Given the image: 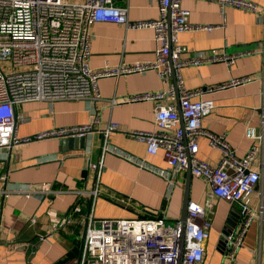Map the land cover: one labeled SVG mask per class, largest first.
Instances as JSON below:
<instances>
[{
	"label": "crops",
	"instance_id": "obj_1",
	"mask_svg": "<svg viewBox=\"0 0 264 264\" xmlns=\"http://www.w3.org/2000/svg\"><path fill=\"white\" fill-rule=\"evenodd\" d=\"M111 1L126 8L130 20H151L159 15L155 0ZM246 1L256 4L259 13L220 6L210 0H183L181 6L189 11V22L211 29L177 37V43L187 50L182 58L214 51L228 59L182 67L179 77L187 90H205L232 78L251 77L243 85L203 92L196 98L213 102L202 128L223 135L236 156H244L251 147L252 140L244 134L247 126L263 136L251 164L259 179L250 195L251 208L262 207V216L245 228L232 257L229 236L236 235L241 227L239 206L213 197L209 184L200 178L191 175L187 181L186 171L169 184L154 172H170L161 151L150 155L143 142L128 136L135 130L156 129L155 102H122L127 96L167 87L157 70H148L100 78L96 88L101 99L95 102L35 101L16 109V116L25 119L17 121L19 138L87 124L94 117L97 122L85 137L83 149L63 147L60 141L64 138H50L0 151V187L7 191L5 197H0V264H79L78 244L90 213L96 219L145 217L171 222L179 219L187 186L189 201L203 206L211 222L201 264H264V127L260 125L264 102V0ZM89 33L92 70L156 60L158 45L152 29L128 30L113 22H97ZM169 79L173 80L171 76ZM111 99L116 102L109 104ZM172 103L177 109V92ZM110 123L118 130L104 139L100 131ZM104 146L109 150L103 152ZM123 156L142 161L146 167L140 168ZM197 157L215 166L221 152L201 137ZM100 159L97 175L88 165ZM45 185L54 192L41 198L24 196V190ZM97 187L99 195L92 199L89 191ZM76 207L79 212L74 211ZM67 218L71 222L54 229L58 220Z\"/></svg>",
	"mask_w": 264,
	"mask_h": 264
},
{
	"label": "built area",
	"instance_id": "obj_2",
	"mask_svg": "<svg viewBox=\"0 0 264 264\" xmlns=\"http://www.w3.org/2000/svg\"><path fill=\"white\" fill-rule=\"evenodd\" d=\"M155 1L158 18L134 21L128 18L126 8L114 5L111 0H0V151L50 138L86 137L92 133L97 122L94 117L87 124L56 128L32 137L19 138L16 135L17 121L25 119L16 116L15 111L21 104L35 101L49 104L56 101L95 102L101 99L96 88L100 78L157 70L162 82L167 85L165 89L130 95L122 101L155 102L156 129L135 130L129 132L128 136L143 142L150 155L161 151L170 172H154L166 178L169 184L189 167L192 176L209 184L213 197L239 206L241 227L236 235L229 236L232 247L229 257H232L245 228L262 216V207L258 210L251 208L250 195L259 179V173L251 169V164L263 136L253 127L247 126L244 134L252 140L251 147L244 156H236L223 135H215L202 128V120L213 108V102L196 98L203 92L243 85L251 77L232 78L205 90L184 88L179 77L182 67L228 59L214 51L182 58L187 50L177 43L178 35L211 28L190 23L189 11L181 6L183 0ZM210 1L220 6L227 4L259 13V7L246 0ZM97 22H113L128 30L152 29L158 45L154 51L156 60L152 63L92 70L89 67V28ZM2 63L10 64L11 71L5 73L1 68ZM176 92L179 113L172 103ZM115 102L114 99L109 100V104ZM260 125L264 127V102L260 109ZM117 130V126L110 123L100 133L106 139ZM201 137L221 152L217 165L212 166L198 159V139ZM106 150L109 149L105 147L103 152ZM123 157L140 168L146 167L142 161ZM88 167L98 175L101 159ZM53 192L47 185L23 191L26 198H41ZM6 193L5 188L0 187V197H5ZM89 194L95 199L99 195V188H93ZM74 211L79 212V207ZM186 213L180 264H201L211 222L205 208L196 202H188ZM69 222L70 218L60 219L53 227L56 229ZM179 227L178 219L171 222L164 218L145 217L96 219L90 213L79 264H178Z\"/></svg>",
	"mask_w": 264,
	"mask_h": 264
},
{
	"label": "water",
	"instance_id": "obj_3",
	"mask_svg": "<svg viewBox=\"0 0 264 264\" xmlns=\"http://www.w3.org/2000/svg\"><path fill=\"white\" fill-rule=\"evenodd\" d=\"M177 111L179 113V106H177ZM70 147V148H81L83 149L85 147V137L82 138H64L62 141H60V146H66ZM186 174H187V181L190 178L191 174H190V168L188 167L186 170ZM189 202V196H188V186L186 187L185 190V194L183 196V201H182V206H181V212H180V216H179V223H180V227H179V246H178V264L181 263V259H182V253H183V246H184V226H185V220H186V208H187V204ZM84 232H85V228H84ZM84 232L83 235L79 241V248L80 250L82 249V243H83V237H84Z\"/></svg>",
	"mask_w": 264,
	"mask_h": 264
},
{
	"label": "rangeland",
	"instance_id": "obj_4",
	"mask_svg": "<svg viewBox=\"0 0 264 264\" xmlns=\"http://www.w3.org/2000/svg\"><path fill=\"white\" fill-rule=\"evenodd\" d=\"M63 1H65V2H78L79 0H63ZM1 68H2V70L5 72V73H7V72H10L11 71V66H10V64H8V63H2L1 64ZM16 70H18V69H16ZM19 70H21V69H19Z\"/></svg>",
	"mask_w": 264,
	"mask_h": 264
}]
</instances>
